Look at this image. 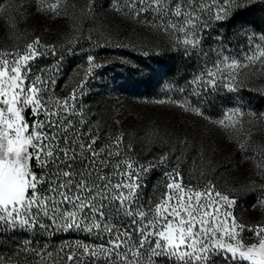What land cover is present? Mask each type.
I'll return each instance as SVG.
<instances>
[{
  "label": "snow or ice",
  "instance_id": "6c2138e0",
  "mask_svg": "<svg viewBox=\"0 0 264 264\" xmlns=\"http://www.w3.org/2000/svg\"><path fill=\"white\" fill-rule=\"evenodd\" d=\"M63 2L40 0L38 10L59 15ZM94 2L89 0V11ZM252 2L114 0V10L137 20L144 16L140 22L174 36L186 56L205 58L188 93L203 103L210 93H239L241 71L264 67V34L245 31L248 51L240 57L226 47L203 50L204 33L210 36L216 23ZM214 39L222 44L221 36ZM49 52L55 55V46L41 45L39 38L23 53L0 51V264H264V225L240 222L231 210L236 199L211 182L203 188L186 185L174 168L164 173L162 190L153 186L146 197L157 163L128 157L122 133H102L85 118L83 106L77 107L88 76L101 67L95 56L87 55L84 80L61 99L49 94L54 84L45 78L49 69L33 70ZM209 52L216 56L212 62L206 61ZM168 102L203 115L200 107L189 109L188 101H156ZM244 116L237 106L214 123L236 130ZM167 160L164 154L158 163ZM69 232L90 240L55 248L48 242ZM245 232L253 242H246Z\"/></svg>",
  "mask_w": 264,
  "mask_h": 264
},
{
  "label": "trees",
  "instance_id": "16d2710c",
  "mask_svg": "<svg viewBox=\"0 0 264 264\" xmlns=\"http://www.w3.org/2000/svg\"><path fill=\"white\" fill-rule=\"evenodd\" d=\"M86 1L64 0L61 11L67 16L62 30L67 35L51 44L41 42L44 46H55L56 54L49 52L38 58L33 70L48 68L45 78L54 81L49 85V94L62 99L84 80L87 55L93 53L95 57H100L96 63L101 67L88 76L77 107L83 106L85 118L92 127L98 126L102 133H122L121 147L128 157L142 164L148 161L157 163L144 189L146 197L152 194L153 186L162 190L164 173L174 168H178L186 185L198 186L204 181L222 184L223 180L229 179L234 172L235 159L241 155L245 158V164L254 163L251 152L255 150V145L263 146L260 142L262 136L259 138L256 130L252 131L254 136L251 142L244 145L243 152H240L238 148L225 150L222 144H217L215 140L222 131L204 124L208 119L223 114L225 98L222 94H208L203 103H198L199 98L188 95L190 92L180 94L175 87L165 86L167 80L180 75L179 69L187 62L185 57L176 55L173 48H163L161 53L152 56L145 55V40L135 21L116 20L110 13L91 19L83 9ZM53 2L55 0H46V3ZM108 2L95 0L94 5L99 7L102 3L108 5ZM39 4L40 0H0V8H3L0 11V40L12 38L11 33L19 35L17 30L23 27L24 35H29L39 19L45 20L49 13L39 11ZM244 24L264 28V0H253L225 22L227 38L232 41ZM31 38H24L21 47H25L24 43L31 41ZM7 41L15 43L13 39ZM93 49H97V52H91ZM40 50L46 51L44 48ZM169 99L188 101L186 106L189 109L200 107L203 115L188 110V116L184 108L174 103H156ZM189 118L194 125L187 124ZM128 145H131V151ZM225 152L229 156L225 157ZM164 154L168 155V160L159 164L158 158ZM253 173L255 176L252 178ZM259 179L261 181L257 182ZM229 185L227 193L237 201L233 206L237 217H240L239 210L242 213L245 207L256 203L261 207L260 212L264 213V169L249 171L245 168L238 180ZM75 240L88 241L90 238L84 233H58L48 242L55 248L63 242Z\"/></svg>",
  "mask_w": 264,
  "mask_h": 264
},
{
  "label": "rangeland",
  "instance_id": "374dc122",
  "mask_svg": "<svg viewBox=\"0 0 264 264\" xmlns=\"http://www.w3.org/2000/svg\"><path fill=\"white\" fill-rule=\"evenodd\" d=\"M84 7L85 8L83 9L91 19H98V16L110 13V15H112L113 18H115L116 20L131 22L135 21L138 26V30L140 31V34H142V37L145 40L144 50L145 53H147V56L159 54L164 50L163 48H167V50L173 48L175 50L176 55L185 57L187 62L186 64H183L179 69L180 75L177 77L175 76V78H173L172 80H167L165 86H173L176 90L184 88L187 92H191L192 89L191 87H189V82L202 69V65L205 62V58L201 57L198 54L186 56L184 54L183 48L178 47L176 45L174 36L165 34L164 32L159 31L156 28L148 27L145 23L140 22L145 19L144 16H141L139 20H137L135 18H132L131 16H126L122 12L115 11L114 9L116 7V4L114 3V0H109L108 5L107 3H102L99 7H95V5L93 4L91 11H89V0H87L84 3ZM66 16L67 14L64 13V11H61L59 15H53L51 13H48V16L45 20L39 19L38 24H36L35 27L29 31V35H24V27L20 30H17L19 35L11 33L12 38L9 39H13L15 43H13V41L8 42L7 40L9 39H7L6 41H4V39L0 40V51L11 52L13 50H18L19 52L23 53L26 50V46L29 43H32L37 38H39L42 43L45 42V44H51L53 41L59 38L62 39L67 35L66 32L62 30V25ZM147 18L154 19L151 15H149ZM91 19L88 20L90 21ZM225 28V22L216 23L214 29L211 30L210 36L207 32L204 33V35L208 37L204 40V52H208L210 48L226 47L228 49L229 54L240 57L241 53L248 51V40L245 38V31H247L248 34H264L263 27H259L256 24H244L242 25L241 29H239V35L234 36L233 40L231 41L229 38H227V35L225 34ZM27 36H32V38L29 39L31 41L25 42V45L23 44L25 47L22 48V41ZM217 36L222 37V44L218 43L214 39ZM87 41L93 42L90 39H87ZM91 52H97V49H93ZM92 55L94 56L93 53ZM99 59L100 57H95V62ZM215 59V54L209 52L206 61L212 62ZM181 76H184L185 79H179V77ZM190 76H192V78L188 79ZM177 79L178 81L176 82ZM239 79L242 81V86L239 93H227L223 90L218 92L219 94H222L225 98V110L223 114H221V116L208 119L206 122H204V124L208 123V125H212L213 128H219L222 131L220 132L221 134L217 136L215 141L217 142V144H222L225 150H227V148L233 147L235 149L238 148L240 152H243V149L240 148V145H247L249 144V142H251L252 137L254 136L252 135L253 130H256L258 132L257 134H259V138H261L262 136L263 141L261 139L260 142L263 144V146L261 144L255 145V150L251 152V154L255 158L253 164H250L249 162L248 164H245V158H243V156L241 155V157L235 159V165L233 168L234 172L233 174L229 175V179L223 180L224 182L222 184H217V182L215 181H210L214 182L211 184L215 185L217 191H220L221 193L227 195H229L227 193V188H229L228 186H230L229 183L231 182L232 184L234 181H237L239 176L244 173L245 168H248L249 171H252L253 169H259L257 168V164L264 163V91H262L264 90V67H261L260 65H254L247 69H244L243 71H241ZM185 84L188 85L184 86ZM180 86L184 87L180 88ZM179 93L181 94L180 91ZM209 95H211V93ZM237 106H242L243 111L245 112L242 128H238L236 130H226L225 128L214 123V121L223 118L224 113L227 109L234 108ZM184 112L188 113V116L190 115V112L186 110H184ZM186 122L191 126L194 125L193 120L190 118L187 119ZM227 156L229 155L225 152V157ZM253 176H255L254 173L252 174V178ZM259 181L261 180H257V182ZM208 183L209 181L198 183V187L203 188ZM220 188L224 189L221 190ZM231 210L233 212V208ZM260 210L261 207L256 203L252 204L250 207H245L242 213L239 210L240 217H237L234 212L233 215L240 222L249 226L264 225V213L260 212ZM244 235L246 237V242H253L249 233L245 232Z\"/></svg>",
  "mask_w": 264,
  "mask_h": 264
}]
</instances>
